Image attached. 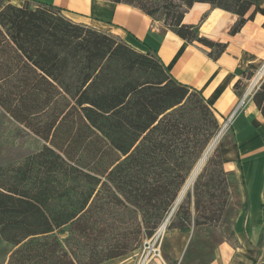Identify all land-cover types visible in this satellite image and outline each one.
I'll use <instances>...</instances> for the list:
<instances>
[{
	"label": "trees",
	"instance_id": "trees-1",
	"mask_svg": "<svg viewBox=\"0 0 264 264\" xmlns=\"http://www.w3.org/2000/svg\"><path fill=\"white\" fill-rule=\"evenodd\" d=\"M105 1L160 21L214 61L228 43L184 24L188 11L202 3L238 16L231 36L256 16L252 0ZM252 101L264 120V77ZM0 109L41 144L0 166V237L11 247L4 264H104L135 253L220 129L202 94L177 82L156 53L30 0L0 5ZM230 174L219 152L209 157L168 229L217 227Z\"/></svg>",
	"mask_w": 264,
	"mask_h": 264
},
{
	"label": "crops",
	"instance_id": "crops-1",
	"mask_svg": "<svg viewBox=\"0 0 264 264\" xmlns=\"http://www.w3.org/2000/svg\"><path fill=\"white\" fill-rule=\"evenodd\" d=\"M25 1L9 0L16 6H22ZM30 1L59 7L70 20L115 35L139 52L156 53L177 82L202 94L220 124L230 120L233 129L238 130V147L248 189L243 151L255 141V138L251 136L246 139V135L263 128L264 120L252 100L246 108L238 110V107L245 96L246 84L250 81L247 76L249 74L254 76L264 65V0H252L256 9L255 19L247 22L235 36H231L229 32L238 21V16L219 9L212 10L210 5L202 3H196L188 11L184 24L196 26L201 37L228 43L227 50L217 61L208 56L210 49L198 43L186 42L171 30L165 29L160 21L131 6L105 0ZM250 128L252 130H249ZM224 166L227 172H236V164L225 162ZM249 189L252 190L250 187ZM260 195L262 197L260 210H264L263 192ZM256 218L257 223L264 226V217L260 214ZM236 222L238 226L234 225V245L227 243L217 247L213 259L208 264L256 263L257 257L253 254L255 251L250 244L251 241L252 243L256 241L255 237L261 238L260 231L257 234L252 230L251 233L247 232L249 229L244 228H249L252 224L248 225L247 222L248 226L245 227L244 220ZM167 231L162 245L163 254L172 263L183 264L193 236L188 230ZM135 255L136 253H133L104 264H136Z\"/></svg>",
	"mask_w": 264,
	"mask_h": 264
},
{
	"label": "rangeland",
	"instance_id": "rangeland-1",
	"mask_svg": "<svg viewBox=\"0 0 264 264\" xmlns=\"http://www.w3.org/2000/svg\"><path fill=\"white\" fill-rule=\"evenodd\" d=\"M6 1L7 0H0V5H4ZM263 70H264V65L258 71H256L255 75L251 79H249L250 81L246 84L245 87V94L250 88L252 81H254L256 77L259 75V72L260 71L262 72ZM256 88L257 87H255V89L251 92V94L248 97L244 96L242 100L244 104L241 105V109L246 108L248 103L252 100ZM226 123L227 122L224 121L222 124H220V129L216 134V136L219 134L222 127L226 125ZM231 125H232L231 122L230 124L227 125L225 135L222 137L221 141L219 142L217 147L213 150L210 156L212 157L216 152H219L222 156L223 163L232 162L236 164L237 167L236 172L231 173L229 176L230 187H231V198L229 205L225 209L223 219L217 227L195 228L194 223L192 222L191 226L188 228V231L191 232L193 239L189 247V250L187 252V257L183 264H208L213 259L217 247L227 243L234 245L233 242L234 236H232V231L234 230V225L238 226V222H236L237 220L240 221L244 220L245 227L247 225V222L248 225L249 223L252 224L253 226V227L251 226L252 228L251 227L244 228V230L247 229L250 230V231L247 230V232L251 233L252 230V232L255 231V234H257V232L260 231L261 238L259 239L255 237L256 241L254 243H252L251 241L250 245L253 247L255 251L253 254H255L257 257L256 263L260 262L264 258V226L259 225L257 223V218H256V216L260 214L261 217H264V210H260L262 209L260 205L262 197L260 194L263 192L264 189V186L262 187V183H264V174L262 175V180L260 185L253 188L249 186L252 190H254L253 192L252 190L250 191L249 187L247 189L245 176L242 169L241 155L238 147L239 145L238 130H236L235 128L233 129ZM258 126H260V124ZM249 130H252V128H250ZM244 132L246 133L249 131H244ZM251 136L261 138L262 141L264 142V127L260 128L255 133H248L246 135V138H250ZM40 146L41 144L37 139H35L32 135H30L27 131H25L21 126L16 124L2 109H0V166L21 161L22 159H24L25 157H27L28 155L32 154L37 149H39ZM243 165H244V161H243ZM224 169L226 171L225 166ZM192 191L193 188L189 190V192ZM178 208L173 213L171 219L169 220L168 227L173 217L175 216L176 212L178 211ZM171 211L169 215L171 214ZM168 227L167 230H169ZM10 250L11 247L7 243H5L0 237V264L5 263ZM169 262L171 264H175L174 262L173 263L171 261Z\"/></svg>",
	"mask_w": 264,
	"mask_h": 264
},
{
	"label": "bare ground",
	"instance_id": "bare-ground-1",
	"mask_svg": "<svg viewBox=\"0 0 264 264\" xmlns=\"http://www.w3.org/2000/svg\"><path fill=\"white\" fill-rule=\"evenodd\" d=\"M261 75H262V72L259 73V75L256 77L254 81H252L250 88L245 94V97H248L251 94L252 88L255 86V84L261 77ZM226 127H227V124L222 127L219 134L212 140V142L209 144L204 154L202 155V157L199 159L198 163L194 167L177 201L174 204V207H173L175 209L174 212L177 210L178 206L181 204V202L183 201L188 191L191 188H193L197 177L199 176V174L202 172L203 168L205 167L213 150L217 147L222 137L225 135ZM252 138H255V141L250 146H248L247 149L243 151V158H244L243 166H244L247 181L249 182V186H251V188L260 185L261 180H262V175L264 174V160H263L264 159V156H263L264 155V142L262 141L261 138H258V137H252ZM168 223L163 224L162 230L168 227Z\"/></svg>",
	"mask_w": 264,
	"mask_h": 264
},
{
	"label": "built area",
	"instance_id": "built-area-1",
	"mask_svg": "<svg viewBox=\"0 0 264 264\" xmlns=\"http://www.w3.org/2000/svg\"><path fill=\"white\" fill-rule=\"evenodd\" d=\"M263 76L264 71H262V75L252 88V91L255 89V87H258L257 85ZM242 104H244L243 101L238 107V110H240ZM226 124H230V120H228ZM162 226L163 224L156 230L151 238L145 239L141 247L135 252L136 264H171L165 258L162 251L163 240L167 232V228L162 230Z\"/></svg>",
	"mask_w": 264,
	"mask_h": 264
},
{
	"label": "water",
	"instance_id": "water-1",
	"mask_svg": "<svg viewBox=\"0 0 264 264\" xmlns=\"http://www.w3.org/2000/svg\"><path fill=\"white\" fill-rule=\"evenodd\" d=\"M194 185H195V184H194ZM193 187H194V186H193ZM174 210H175V209L172 208L171 214L168 216V218H167V219L165 220V222H164L165 224H167V223L169 222V220L171 219V217H172V215H173V213H174ZM164 223H163V224H164Z\"/></svg>",
	"mask_w": 264,
	"mask_h": 264
}]
</instances>
